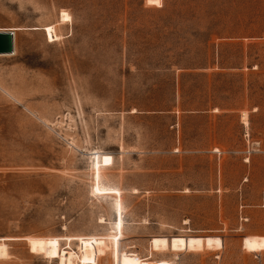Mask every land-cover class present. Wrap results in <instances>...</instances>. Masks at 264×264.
I'll list each match as a JSON object with an SVG mask.
<instances>
[{
    "label": "rangeland",
    "instance_id": "obj_1",
    "mask_svg": "<svg viewBox=\"0 0 264 264\" xmlns=\"http://www.w3.org/2000/svg\"><path fill=\"white\" fill-rule=\"evenodd\" d=\"M0 30V264H60L27 240L54 236L105 237L90 264H264V0H0ZM178 235L222 241L154 249Z\"/></svg>",
    "mask_w": 264,
    "mask_h": 264
},
{
    "label": "bare ground",
    "instance_id": "obj_2",
    "mask_svg": "<svg viewBox=\"0 0 264 264\" xmlns=\"http://www.w3.org/2000/svg\"><path fill=\"white\" fill-rule=\"evenodd\" d=\"M151 3L153 0H148ZM158 5L161 3V0H155ZM69 13L66 11L62 12V18L64 20L68 19ZM68 21V20H67ZM46 34L50 41H53L55 37L58 35L55 33V29L53 26L44 27ZM14 54V53H13ZM11 55V54H7ZM97 168L98 164H97ZM99 190H101L98 187ZM119 226L121 227V221H119ZM117 236H113L114 241V249L115 244H118ZM66 239L69 243L67 248H61V240ZM30 249L32 252H44L48 256H56L59 260L60 264H74L76 260H80V262L84 264L96 263L99 257L98 251V243L99 241L105 240V237L102 236H76V237H28L27 238ZM152 240V244L154 249L157 250H166L171 249L173 251H190V250H200L205 247L211 248L221 245V238L218 236H185L178 235L173 236L170 239L165 236L154 237ZM72 241H77L78 246L80 247V252L77 253L73 249H71L70 244ZM245 248H258L260 247V242L258 237H246L244 240ZM118 248V247H117ZM107 249V248H106ZM212 249V248H211ZM261 249V248H260ZM116 251V250H114ZM8 245L5 242V239L0 241V257L8 256ZM115 255V254H114ZM122 255V253H121ZM127 255H134L129 253ZM116 257V255H115ZM120 257V256H119ZM119 257L117 258L119 260Z\"/></svg>",
    "mask_w": 264,
    "mask_h": 264
},
{
    "label": "water",
    "instance_id": "obj_3",
    "mask_svg": "<svg viewBox=\"0 0 264 264\" xmlns=\"http://www.w3.org/2000/svg\"><path fill=\"white\" fill-rule=\"evenodd\" d=\"M15 52V31L0 30V55L13 54Z\"/></svg>",
    "mask_w": 264,
    "mask_h": 264
},
{
    "label": "crops",
    "instance_id": "obj_4",
    "mask_svg": "<svg viewBox=\"0 0 264 264\" xmlns=\"http://www.w3.org/2000/svg\"><path fill=\"white\" fill-rule=\"evenodd\" d=\"M15 45H16V34H15ZM15 53V52H14Z\"/></svg>",
    "mask_w": 264,
    "mask_h": 264
}]
</instances>
